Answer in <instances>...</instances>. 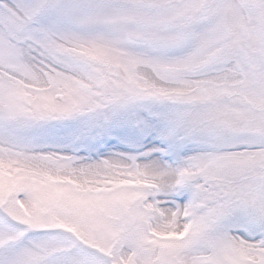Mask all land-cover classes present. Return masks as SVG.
Masks as SVG:
<instances>
[{
    "label": "rangeland",
    "instance_id": "374dc122",
    "mask_svg": "<svg viewBox=\"0 0 264 264\" xmlns=\"http://www.w3.org/2000/svg\"><path fill=\"white\" fill-rule=\"evenodd\" d=\"M0 264H264V0H0Z\"/></svg>",
    "mask_w": 264,
    "mask_h": 264
}]
</instances>
